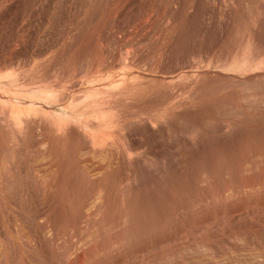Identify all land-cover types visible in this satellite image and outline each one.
Masks as SVG:
<instances>
[{
  "label": "rangeland",
  "instance_id": "rangeland-1",
  "mask_svg": "<svg viewBox=\"0 0 264 264\" xmlns=\"http://www.w3.org/2000/svg\"><path fill=\"white\" fill-rule=\"evenodd\" d=\"M0 264H264V0H0Z\"/></svg>",
  "mask_w": 264,
  "mask_h": 264
},
{
  "label": "bare ground",
  "instance_id": "bare-ground-1",
  "mask_svg": "<svg viewBox=\"0 0 264 264\" xmlns=\"http://www.w3.org/2000/svg\"><path fill=\"white\" fill-rule=\"evenodd\" d=\"M19 117V116H18ZM16 119V118H15ZM14 120H12V122L11 123H14L13 122ZM86 122V121H85ZM113 138V137H112ZM127 154V153H126ZM52 157V156H51ZM123 162V161H122ZM42 174V173H41ZM7 178V177H6ZM9 184V183H8ZM11 187V186H10ZM7 188V187H6ZM99 191V190H98ZM101 193V192H100ZM10 229V228H9Z\"/></svg>",
  "mask_w": 264,
  "mask_h": 264
}]
</instances>
